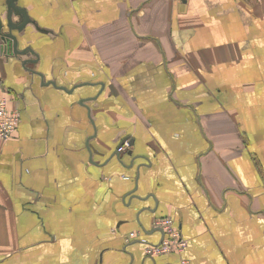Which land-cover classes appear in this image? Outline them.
<instances>
[{
	"label": "crops",
	"instance_id": "1",
	"mask_svg": "<svg viewBox=\"0 0 264 264\" xmlns=\"http://www.w3.org/2000/svg\"><path fill=\"white\" fill-rule=\"evenodd\" d=\"M17 4L32 53H0L20 114L0 140V264H264V0ZM161 218L182 253L145 254Z\"/></svg>",
	"mask_w": 264,
	"mask_h": 264
},
{
	"label": "water",
	"instance_id": "2",
	"mask_svg": "<svg viewBox=\"0 0 264 264\" xmlns=\"http://www.w3.org/2000/svg\"><path fill=\"white\" fill-rule=\"evenodd\" d=\"M18 0H5V19H6V26L2 24L0 21V53L3 54L5 57L8 58H20L21 56L27 55L26 53L30 52L32 53V50L30 48H25L23 50L20 49V38L25 39L26 35V27L29 24H33V20L30 19L28 16L26 10L24 8L18 7L17 4ZM14 18H18L19 21H14ZM23 65H34L36 64L35 60H25L22 61ZM28 72L31 75H39L41 79L43 80V76L40 73H37L33 70H28ZM48 84H51L53 86H56L54 82H50ZM91 83H84L81 85H78V87L82 86H91ZM61 90L67 91L66 88L61 87ZM97 96L84 98L79 101L80 105H83L87 112L88 116L90 115V109L87 105L88 102H92L96 100ZM126 143V139L122 140L119 144V148H122L124 144ZM128 146H132V141L130 143H127ZM128 154H131L130 151H128ZM116 157H118V153L114 154ZM140 199V198H139ZM156 231H159L162 235L163 232L160 229H155Z\"/></svg>",
	"mask_w": 264,
	"mask_h": 264
},
{
	"label": "built area",
	"instance_id": "3",
	"mask_svg": "<svg viewBox=\"0 0 264 264\" xmlns=\"http://www.w3.org/2000/svg\"><path fill=\"white\" fill-rule=\"evenodd\" d=\"M20 121V114L18 110H9L7 101L0 96V140H9ZM122 148L118 149V152ZM154 229H160L163 232V239L160 244L154 247H147L145 254L148 256H156L168 253H182L187 242L182 238L180 232L174 227L173 221L169 218H161L153 221ZM135 233H130V238H135ZM176 264H190L186 259H180Z\"/></svg>",
	"mask_w": 264,
	"mask_h": 264
}]
</instances>
